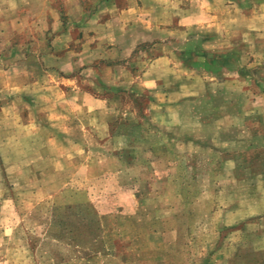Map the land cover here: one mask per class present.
Returning a JSON list of instances; mask_svg holds the SVG:
<instances>
[{"label":"rangeland","instance_id":"374dc122","mask_svg":"<svg viewBox=\"0 0 264 264\" xmlns=\"http://www.w3.org/2000/svg\"><path fill=\"white\" fill-rule=\"evenodd\" d=\"M80 1V8L94 5ZM76 3L10 8L0 1V92L40 75L45 91L27 116L29 130L14 129L11 113L0 111V264H233L234 254L248 256L246 249L264 243V95L251 100L264 85L235 82L225 68L227 77L218 78L185 70L184 60L195 59L189 49L199 43L210 56L207 49L239 40L241 66L264 78V0H116L120 8L111 10L96 2L103 4L98 22L87 12L72 26ZM63 28L81 30L79 40L67 46L71 36L61 37L65 47L56 52ZM88 30L128 36L119 49ZM131 38L142 41L133 49ZM149 58L157 60L143 69ZM126 69L130 82L120 81ZM61 81L66 93L80 94L72 122L57 117L67 107L54 86ZM216 93L259 107L246 116L254 134L235 137L231 115L199 123L190 114ZM154 106L164 115H151Z\"/></svg>","mask_w":264,"mask_h":264},{"label":"crops","instance_id":"0c3cea01","mask_svg":"<svg viewBox=\"0 0 264 264\" xmlns=\"http://www.w3.org/2000/svg\"><path fill=\"white\" fill-rule=\"evenodd\" d=\"M3 1V3H7V5H9L10 8H15L17 6V4L19 3H28L30 0H0ZM68 2H70L71 4H73L74 2L80 5L81 1L80 0H67ZM113 1V0H112ZM111 0H94V5L92 7H89V9H85V8H80L79 6L76 7V10L74 11L73 14L69 15V19L72 20H78V22L73 23L72 26H74V24H76V26H80L79 22L83 19H87L88 17H92V19H94L95 21L98 22L99 20V14H96L97 11H99L100 9H102V5L103 4H107L104 5V7L106 9L111 10L112 8H117L119 9L120 7H118L116 0L114 3H112ZM96 2L98 3H103L100 4L98 6H96ZM138 1L135 2V4L133 6H135V11L137 12V10L139 9V6L137 5ZM116 3V4H115ZM112 4V5H111ZM114 4V5H113ZM8 8V6H6ZM5 8V6L3 7ZM3 8H0V10H2ZM74 7L73 5H71L70 7V11H73ZM121 12H125L124 9H120ZM87 12L89 13H93V15L88 16ZM3 13V12H2ZM98 24H101V22H99ZM85 31V30H84ZM81 30H70V28H63L62 30H59L55 33V37L57 42H55V51H59V50H64V45L65 44H61L60 43V38L61 37H68L69 35L71 36V38L69 39V42L66 44L67 46H69L70 44H73L75 42H77L79 40V34H80ZM89 33H92L94 35H99L101 33L104 34V39L102 40V43H110L112 44H116L117 47L120 49V44L121 43V35H126L128 36V30H88ZM249 34H251V30H248ZM118 38L113 37V35H118ZM111 36V37H110ZM59 37V38H58ZM58 38V39H57ZM112 40V41H110ZM139 41L142 40H138V38H131L130 39V43L127 42V45L131 46L133 49L135 47H137V45L139 44ZM232 46L227 47L221 51L218 50H212V49H207L206 51H210L213 52L215 54H221V53H228V56L226 57V59H220L219 62L222 63L220 65H218V62L216 63V65L214 67H211V69H208L207 66L204 63H207L208 60L205 59H201V60H196L193 58L191 59H185L184 61L186 62V64H184L185 70L190 69V68H198V69H207V73L210 74L213 77H220L223 75V77H227L225 76V73L229 72L230 76L228 77H232V79H235V82H240V79L242 80H250L253 81L255 83H259L262 82V84L264 85V78H256V76H254V70L252 69V67H248L246 65L241 66V54H240V47L238 46L237 43H239V40L235 41L234 40L231 41ZM97 45H99L96 41H94L93 43L90 44V51L94 50L93 52L96 51V47ZM199 47H200V51H204V43H199ZM165 57L164 55H159L158 58H163ZM167 57V56H166ZM77 59V57L75 58ZM148 60H151V62L148 64L146 63V65L144 66L143 69H145V67H152L154 66V63L156 62L157 58H149ZM88 66L94 68L96 67V65H92V64H88ZM226 69L225 73L222 72V69ZM127 71V69H126ZM131 72L127 71L125 73V75L128 76V78H124V80H120V81H127L130 82L128 79H130V77H132V75L130 74ZM145 72L142 73V75H144ZM69 75V74H68ZM38 76V75H37ZM44 75H40L37 79H29L27 80L26 83L23 84H19L14 82L12 84V86L10 88L15 89V91H7L6 96L3 95V93L0 92V111L5 112V110H7V113L13 116V122L15 123V125H17L14 129L19 128V129H24L23 127H25V129L29 130V127L31 124L30 119L28 116V114L30 115V117H32L33 115H35L34 113V108L35 106L38 107L39 104L38 103H43V101H41V98H44V94L41 93V91L45 92L42 89V78ZM73 76V75H71ZM157 76V73H156ZM235 76V77H234ZM57 79H63L64 77H58L55 76ZM222 78V77H221ZM156 78L150 79L151 81H155ZM227 79V78H226ZM257 79V80H256ZM93 80V79H92ZM141 80H144V84L148 87L150 84H147V79L141 78ZM228 81V80H226ZM234 81V80H233ZM36 83L38 84L39 88L38 89H34L33 84ZM58 83V82H57ZM63 81H61V84H57L54 86H58L59 90L61 91L63 96V100L65 101V105L67 107H64L63 110H57V117L58 115L60 117H65L67 118L69 121H74L73 118L77 116V113L79 114V111L81 110V108H79V93H75V95H77V97L73 96L70 90L67 91V93L64 91L63 89ZM260 91V90H257ZM257 91L256 94H254L255 92H252L251 94V100L253 99L254 96H259V95H264L263 93H258ZM262 92V90H261ZM66 93V94H64ZM89 94V93H88ZM65 95H66V99L68 101L65 100ZM190 95V94H189ZM5 98V101H3L1 98ZM90 96H86L83 94L81 99H85V98H89ZM74 98L78 99V102H73ZM94 98V97H93ZM22 100H23V104H22ZM72 100V101H71ZM95 100V98L93 99ZM201 102V107H198L197 109H193L191 108V112H194V115H197L196 120L198 118L199 123H210V122H216V120H218L221 117H225L228 115H231L232 117V127L231 130L233 129L235 133V137L236 135H238V133L242 130H249L254 134V131L257 129L255 126L253 127L252 125H249V123L246 124V116L248 115L249 117L253 116V113H257L259 112V107H246L244 106V108H241V104L239 101V94H237L236 99H233V95L232 97H228L226 95H220L218 93H216L215 95H211L209 98L207 99H203L200 100ZM95 103L93 102V105ZM150 114L155 115V116H160V115H164V112H162L160 110V106H154L152 108L149 109ZM87 113H88V122L91 118V113H93V111H91V113L88 111L87 108ZM133 113L130 112L129 115L130 117H134L132 116ZM241 116L242 119H241ZM30 119V120H29ZM113 120V119H112ZM91 123L94 124V122L91 121ZM113 123V122H112ZM52 124V123H51ZM107 124V123H106ZM109 124V122H108ZM108 127H111V125ZM217 131L218 129H223L224 130V126H216ZM75 129V128H74ZM73 129V130H74ZM79 129V128H77ZM111 129V128H110ZM9 130V129H8ZM11 130V129H10ZM70 131H72V129H67ZM89 130V129H87ZM66 130H64L65 132ZM110 131V130H108ZM222 132V130H221ZM91 133V132H90ZM95 133V131H94ZM111 133V132H110ZM69 135V134H68ZM84 135V134H83ZM92 135V134H91ZM113 135V134H111ZM56 136L60 137L62 136V134L58 133L56 134ZM94 136V135H93ZM90 137V135H89ZM187 136L184 137L185 140L189 141L191 140V136H189L188 138H186ZM53 139H56L55 135H52L51 137ZM234 138V135H233ZM93 139L95 140V137H93ZM79 140V139H78ZM128 140V138H127ZM129 142V140H128ZM74 143H77L78 145H80L77 141H74ZM89 144V142H88ZM129 145V143H128ZM90 148V146H89ZM256 160V159H255ZM264 174V170L262 171ZM263 182H264V177H263ZM250 191H257V190H248L247 192ZM264 206V202L263 205ZM264 210V208L262 209ZM262 210H257V211H262ZM264 212V211H263ZM258 212H253V213H249V215L255 214ZM263 223H264V218L262 219ZM264 229V228H263ZM260 239H264V233L261 234ZM243 243V241H242ZM261 246L256 247L253 249V246H250L248 249H246V254H248V256L240 257V255L237 256L234 254L233 259L234 262L233 264H238L240 262V260L242 259V264H264V243L260 244ZM258 249V250H257ZM235 259L238 260L235 261Z\"/></svg>","mask_w":264,"mask_h":264},{"label":"trees","instance_id":"16d2710c","mask_svg":"<svg viewBox=\"0 0 264 264\" xmlns=\"http://www.w3.org/2000/svg\"><path fill=\"white\" fill-rule=\"evenodd\" d=\"M194 47H197L194 46ZM197 48H190L189 51L192 55L195 56V59L196 60H201V59H205V60H208L210 61L209 65L214 67L216 65V63L218 62V65L222 64L219 62L220 59H226V57L228 56V53H221V54H215V53H212L210 56L208 55L209 53L208 52H203V51H200V54L197 53ZM203 52V53H202Z\"/></svg>","mask_w":264,"mask_h":264}]
</instances>
